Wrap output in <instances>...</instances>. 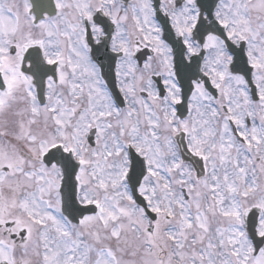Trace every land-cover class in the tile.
Returning a JSON list of instances; mask_svg holds the SVG:
<instances>
[{"label":"snow or ice","instance_id":"6c2138e0","mask_svg":"<svg viewBox=\"0 0 264 264\" xmlns=\"http://www.w3.org/2000/svg\"><path fill=\"white\" fill-rule=\"evenodd\" d=\"M0 264H264V0H0Z\"/></svg>","mask_w":264,"mask_h":264},{"label":"flooded vegetation","instance_id":"af4514ba","mask_svg":"<svg viewBox=\"0 0 264 264\" xmlns=\"http://www.w3.org/2000/svg\"><path fill=\"white\" fill-rule=\"evenodd\" d=\"M150 52L148 49H141V51L138 53V58L140 60V62H143V59L147 57V55H149ZM154 79H156L157 81L160 80L159 77H154ZM185 115L187 114L186 112L184 113Z\"/></svg>","mask_w":264,"mask_h":264},{"label":"water","instance_id":"95a60500","mask_svg":"<svg viewBox=\"0 0 264 264\" xmlns=\"http://www.w3.org/2000/svg\"><path fill=\"white\" fill-rule=\"evenodd\" d=\"M34 4H40V2H36L35 0H32Z\"/></svg>","mask_w":264,"mask_h":264}]
</instances>
